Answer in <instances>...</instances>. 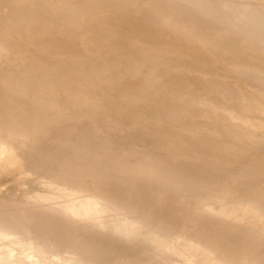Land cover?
<instances>
[{"label": "bare ground", "instance_id": "bare-ground-1", "mask_svg": "<svg viewBox=\"0 0 264 264\" xmlns=\"http://www.w3.org/2000/svg\"><path fill=\"white\" fill-rule=\"evenodd\" d=\"M31 125L0 264H264V0H0V169Z\"/></svg>", "mask_w": 264, "mask_h": 264}, {"label": "rangeland", "instance_id": "rangeland-1", "mask_svg": "<svg viewBox=\"0 0 264 264\" xmlns=\"http://www.w3.org/2000/svg\"><path fill=\"white\" fill-rule=\"evenodd\" d=\"M114 130H116V129H113V131L111 133V136H110V139L112 141H114L115 144L117 143L116 145L120 146L121 148H128V147L134 146L135 148L137 147V149H135L134 147H132V148H134V150H137L138 151V149L139 150L141 149L139 151V154H140V152H141V154H144V152H145V156L143 155V157H144V160H147V161L149 160L148 162L154 161L152 159L151 154H153V156L155 154V157L161 154L159 156L160 159H161V161H167V159L164 157L165 156V153L164 152H162V151L154 148L152 145H149V143H146L147 144L146 145V144L142 143L141 141L135 140L134 138H135V134L137 132L135 134H132V131H129V130H127V132H125L126 130H124V129H120V130L117 129L116 132H114ZM36 131H37V129H34V126L31 125L30 130H29V140H30L31 135H33ZM119 131H121V132H119ZM137 135H138V133H137ZM28 145H29V147L32 146V151L31 152H29V151H27V152L20 151L19 149H16V147L13 150H10L9 158H10L11 165H6V166L3 165L2 166V169H0V203H2V202H8L9 204H12L14 206V205L23 204L24 202H29V206H30V205L34 204V202H36L34 199L33 200L31 198L27 199L29 197V195L30 196L32 195V191L33 190H34L33 192H37V193L38 192L39 193L41 192V194L46 191V187L44 186V184L42 183L41 180H48V177L49 176H47V175H49L48 174L49 172H47L46 174L43 173L44 170L46 169V165H44L43 159L46 156H48L49 153H52V151H53V149L51 148L52 145L46 147L44 145H49V144H45L44 141H38V142L35 141L34 142V141H31V140L28 142ZM29 147H28V149H29ZM60 147H62V146L58 145V147H57L56 150H58V151L61 150ZM142 148L145 151H143ZM148 148L150 150H148ZM157 150L160 153L157 152ZM149 153H150V156L147 157L149 155ZM137 154H138V152H137ZM156 154H158V155H156ZM98 155L100 156V154H98ZM148 158H150V159H148ZM40 166H41V168H40V170H38ZM97 169H99V168H97ZM61 171H62V169H60V171H58V169H57V173L58 172L60 173ZM55 172H56V170H55ZM101 174H102V176H105L106 173H102L101 172ZM92 177H94V176H92ZM92 177H85V178H83L84 180L81 178V179H79V181H82V182L86 181L87 182V185H91L92 186V182L94 180L96 182L99 181L100 179L105 180V183L101 185V189L102 190L106 189L107 187L108 188H110V187H116V184L118 185V183H115L113 180H107L106 178H103V177L100 178V179H97L99 177H96V178L93 179ZM90 178H92L93 180L92 179L90 180ZM12 180L13 181L15 180V182H13ZM88 181H92V182H88ZM86 182L83 183L82 185H86ZM120 184H123L122 183V180H120ZM91 190H89V194L91 193ZM138 190L139 189H136L135 191L137 192ZM91 195H92V193H91ZM1 198H2V200L3 199L4 200L1 201ZM101 198L104 199V197H100V198H98V200L101 201ZM23 199H25V200H23ZM56 236H58V237H56ZM56 236H55V238L58 239V240H60L59 239L60 236L58 234ZM88 237H90L91 239L94 238L93 236H92L93 238L91 236H85L86 239ZM98 237H96V238H98ZM58 245H59V242H56L55 243V246L53 248H55V250L58 253H60L59 252V249H60V246L61 245L60 246H58ZM57 247H59V248H57ZM55 261L57 263V257L52 254V255L48 256V259L46 260V264H56ZM47 262H49V263H47Z\"/></svg>", "mask_w": 264, "mask_h": 264}]
</instances>
